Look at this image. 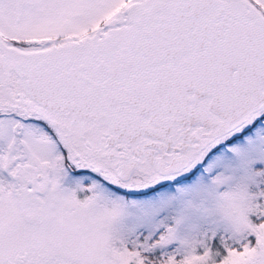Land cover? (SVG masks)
Segmentation results:
<instances>
[{
    "label": "snow or ice",
    "instance_id": "6c2138e0",
    "mask_svg": "<svg viewBox=\"0 0 264 264\" xmlns=\"http://www.w3.org/2000/svg\"><path fill=\"white\" fill-rule=\"evenodd\" d=\"M0 264H264V0H0Z\"/></svg>",
    "mask_w": 264,
    "mask_h": 264
}]
</instances>
